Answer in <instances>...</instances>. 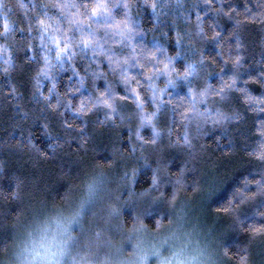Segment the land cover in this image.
<instances>
[{"label":"trees","instance_id":"16d2710c","mask_svg":"<svg viewBox=\"0 0 264 264\" xmlns=\"http://www.w3.org/2000/svg\"><path fill=\"white\" fill-rule=\"evenodd\" d=\"M96 2L0 6V264L60 217L75 264H121L113 222L130 259L178 210L219 264H264V0H108L99 21ZM108 183L116 219L82 241Z\"/></svg>","mask_w":264,"mask_h":264},{"label":"rangeland","instance_id":"374dc122","mask_svg":"<svg viewBox=\"0 0 264 264\" xmlns=\"http://www.w3.org/2000/svg\"><path fill=\"white\" fill-rule=\"evenodd\" d=\"M167 178L168 177L166 176L165 180H167ZM108 185L109 183L103 186V188L99 190V196L97 197V199L94 198L95 199L94 205L92 204V202H94L92 201L93 199H90V200L87 199V201H91L86 204L87 208H85V211L89 215V218L85 225L79 224V229L82 231L81 232L82 241L85 240L86 238H89V239L91 238V234H92L91 228H93V220H94V224H97L99 221L102 222L103 220H106L107 222H109L113 219L115 221L116 219L113 216V213L111 212V204L113 201H116L115 195H117L119 191L121 190L122 184H120L121 186H118L116 190L115 189L112 190L111 188L108 187ZM156 198L153 195L151 196L149 194H143L141 195V197L139 196L138 203L139 201H143V202L145 201L148 203L146 206L155 207L156 205L159 204L158 203L155 205V202L157 200ZM163 202L164 200L161 199L160 204H162ZM170 206L172 205H169V208H168L169 212H171V208L172 210L174 208ZM181 211L182 210H178V212L173 214L172 223L174 222L177 223L180 220L179 216H180ZM232 211L236 215V219H237L239 217L238 215L239 210H236V211L232 210ZM52 220H51V224L47 225V229L41 231L42 235L36 236L34 239H32L31 240L32 243H28L25 246L26 249L24 248L25 249L24 251L23 249L20 248L21 253L23 252V254L16 255V257L14 258L15 260H18L19 263L23 261L22 262L23 264H42L41 259L36 257L37 251H39L42 255L44 253V249L41 247V245L50 246L52 243V237L54 235L56 236L58 241L63 239V237L60 235V233L57 230V225L58 224L61 225L62 229H66L67 232H69L70 228L74 225L73 221L70 223L67 220H65V217L64 218L60 217L57 220H55V222H53ZM186 222H189V220L187 218H184V219H181L180 221L181 225L178 226V224L176 223L174 224L173 230L171 231L170 236H169L170 240L166 242L165 245L158 244V242H160L158 241L159 239L154 240L157 243H153L152 245H147L149 243H147L146 241H144V243L139 242L135 246L137 253L133 256V258H130V259L126 258V259H121V260H120V254H121L120 250L123 244L124 245L127 244L126 243L127 238H125L126 232H124L123 229H122L123 231H120L121 227L120 229H117L119 228L117 227L118 226L117 222L116 223L113 222L111 224V227L114 230L113 233L116 232V235L112 234L111 240L106 242L105 243L106 246L104 247L101 246V248L112 250V252H115V261L116 262L120 261L121 264H181V262H183V264H219L218 257L212 249V244L216 245L215 242H213L212 239L210 240V238L208 237L206 238L202 236L200 233L186 232V230L183 229L184 227L183 224ZM108 225L110 226V224ZM106 228L109 230L108 226ZM44 231L46 233H44ZM220 233L221 231H219V234ZM139 236H143V234ZM148 237H151V236H148ZM106 240H108V238H106ZM181 240L187 243L182 246ZM75 242L77 244L79 243L78 241H75ZM118 244H120V246ZM68 246L69 247L71 246L70 242ZM76 247L80 248V245H76ZM20 249L17 252H20ZM83 249H86V248L83 247ZM168 249L171 251V253L167 254L166 251H168ZM216 249L218 250V248ZM142 252L147 253L146 256H144ZM71 253L73 257L77 259L76 255H78V253L76 255L74 251H72ZM153 253H158L159 257H157L156 255H153ZM140 255H143L145 259H143L142 258L143 256H140Z\"/></svg>","mask_w":264,"mask_h":264},{"label":"snow or ice","instance_id":"6c2138e0","mask_svg":"<svg viewBox=\"0 0 264 264\" xmlns=\"http://www.w3.org/2000/svg\"><path fill=\"white\" fill-rule=\"evenodd\" d=\"M88 2L90 3L91 0H88ZM2 5H3V0H0V6ZM116 6L127 7L126 4L116 5ZM65 7L75 8L77 7V5L71 4V5H65ZM108 15H109L108 0H97L95 6L91 9V17L99 21L102 18L107 17ZM104 22H107V20H104ZM2 27L5 33H7L10 30L7 22H5L2 25ZM82 43L84 44L85 47L89 46L88 41H83ZM63 51H67V48L63 49ZM88 190H89V199H91L96 191L95 186L89 185ZM77 215H79V213H77ZM75 222L77 221L74 219V223ZM57 230L60 233V235L63 237V239L58 241L56 236L54 235L52 237V243L50 246L41 245V247L44 249L43 255L39 251H37L36 257L41 259L42 264H75V258L73 257L71 250L68 247L69 241L71 240L70 234L67 232L66 229H62V226L59 224L57 225ZM75 246H76V242L72 241V247ZM153 255L159 257L158 253H153ZM181 264H183V262H181Z\"/></svg>","mask_w":264,"mask_h":264},{"label":"bare ground","instance_id":"6f19581e","mask_svg":"<svg viewBox=\"0 0 264 264\" xmlns=\"http://www.w3.org/2000/svg\"><path fill=\"white\" fill-rule=\"evenodd\" d=\"M198 194V193H197ZM193 200V199H192Z\"/></svg>","mask_w":264,"mask_h":264}]
</instances>
